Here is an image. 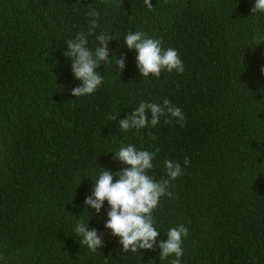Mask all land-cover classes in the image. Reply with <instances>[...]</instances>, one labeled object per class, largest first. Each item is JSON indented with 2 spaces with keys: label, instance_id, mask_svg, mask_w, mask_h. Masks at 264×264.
<instances>
[{
  "label": "trees",
  "instance_id": "trees-1",
  "mask_svg": "<svg viewBox=\"0 0 264 264\" xmlns=\"http://www.w3.org/2000/svg\"><path fill=\"white\" fill-rule=\"evenodd\" d=\"M152 5L0 0V264H171L158 249L121 252L103 226L106 202L99 217L87 208L104 247L90 252L74 236L89 216L91 179L123 167L111 153L121 144L155 154V180L168 179L165 160L180 163L153 216L158 239L188 228L181 264H264V13H251L253 0ZM137 30L176 48L185 71L141 77L123 44ZM79 32L88 47L110 35L112 57L97 68L104 80L96 92L75 98L79 82L64 53ZM165 99L183 123L166 114L155 127L120 129L140 102Z\"/></svg>",
  "mask_w": 264,
  "mask_h": 264
},
{
  "label": "clouds",
  "instance_id": "clouds-1",
  "mask_svg": "<svg viewBox=\"0 0 264 264\" xmlns=\"http://www.w3.org/2000/svg\"><path fill=\"white\" fill-rule=\"evenodd\" d=\"M143 3L149 9L153 7L152 0H143ZM251 13H264V0H253ZM109 40H112L111 36L102 33L96 36V46L88 47V33L79 32L75 39L66 41L67 50L64 55L71 59L72 77L79 82V86L71 91L73 97L93 94L102 85L104 77L98 73L97 68L101 63L111 62L112 55L110 56L107 47ZM123 44L129 50H134L136 67L141 77L147 78L151 74L159 78L164 71H175L177 74L185 71L184 62L176 48H164L160 39L143 31H129L123 37ZM124 66L125 60L115 57L114 67L122 70ZM260 72L264 76V67ZM149 114L151 119L148 118ZM166 114L181 123L185 120L181 109L165 99L162 104L140 102L130 116L126 115L118 123L125 133L132 128L143 129L146 125L155 127L158 119ZM111 153L114 160L123 167L115 172L101 168L102 171L95 179H91V195L84 199L86 211L90 208L99 217L101 208L107 203L103 226L117 238L121 252L138 253L140 250L158 249L160 260L171 258V264H181L183 242L188 236V228L184 224H178L167 230L165 239H158L161 232L156 227L153 216V210L158 207L161 198L166 195L171 197L169 180H175L182 174L180 163L165 160L163 167L168 179L155 180L154 174H149V170L154 168L153 152L138 149L133 144H121L118 150ZM87 213V221L77 220L73 225V233L88 251L95 252L104 247V241L96 229L89 228L88 220L92 213Z\"/></svg>",
  "mask_w": 264,
  "mask_h": 264
}]
</instances>
